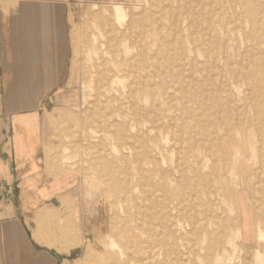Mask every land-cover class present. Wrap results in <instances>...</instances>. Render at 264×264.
<instances>
[{
  "label": "rangeland",
  "instance_id": "374dc122",
  "mask_svg": "<svg viewBox=\"0 0 264 264\" xmlns=\"http://www.w3.org/2000/svg\"><path fill=\"white\" fill-rule=\"evenodd\" d=\"M100 1L103 0H0V5L3 12H17L20 3L30 2L57 4L60 7L61 14H59L58 22L59 25L61 24L63 55L67 59L65 83L60 86H66L73 94L74 92L80 94L81 89L85 98L80 99L76 96L73 101H70L67 97L63 105H55L44 110L42 142L45 172L54 179L70 175L72 180L78 181L85 176L92 175L95 181V190L98 191L97 193L101 195L102 199L99 204L105 205L104 210H107L116 199L124 197L120 189L129 187V174H134L137 166L134 155L137 153L141 156L144 152L140 139L149 145L156 142H163L167 145L171 139V134L167 129L147 131L146 128H149L150 124L142 128L129 120V115L123 113L124 110L120 107L117 98L118 92L123 90L124 86L134 78V74H129L132 69L136 68V71L143 75L146 74L145 76L153 80L157 63L164 66L166 64L173 66L176 63V61L171 62L166 54L171 53L172 49L180 52L179 41H183L186 46H191V44L188 43V33H177L170 28L172 20L170 0H162L166 3L165 5L161 0H121L119 3H101ZM243 5L245 9L254 7V10L261 12L262 15L259 14L254 18L255 24L264 23L262 18L264 16V0H247ZM211 6L214 7V3ZM166 7L168 9L165 11ZM218 7L221 21L224 22L225 34H218L217 38L212 40V46L226 51L229 62L233 63V66L234 62L239 63L237 67L241 66L244 71L250 73L253 80L249 81L247 78L240 80L239 93L235 94L233 89L235 79L232 76H226L224 83L221 78L215 79V83L224 89L219 93V99L228 101L227 103H231L233 106L237 105L239 108L238 118L234 114L231 115L233 120L229 119L226 113L219 112L220 116L225 118L224 124L228 121H236L240 124L250 125V130L248 135L244 133L241 136H236L235 142L230 144L238 146L241 150V163L236 170V172H241V176L224 173L223 182H226L224 191L211 196L209 200L213 212L224 215L225 213L219 206L226 208L225 194L228 193L229 196H234L237 199L242 198L248 208L249 215L255 220L259 230L258 241L264 244V208L262 207L264 201V119L263 125L260 127L261 131L257 130L260 118H264V68L262 69L264 67V51H262L264 50V34L255 30L257 27L249 22H245L241 26L230 9V7H234L236 11L240 10L238 0H220ZM131 37L132 39H130ZM123 38L129 40V52H125L120 46V41ZM133 39L134 41H132ZM216 62L222 72L228 71L220 57ZM148 66L149 68H147ZM115 75L118 78H123V83L120 79L121 84L114 83L112 93L103 95L101 98L98 97L97 91H95L97 79H106ZM168 79L169 77H165V80ZM210 83L204 84L208 87ZM197 86H203V83H197ZM114 98H117L118 101L114 102ZM192 106H195L197 111H204L199 108L200 105H197L196 101H193ZM210 115H213V112L204 113V116ZM119 133L123 135V140H119ZM167 136L168 138H166ZM164 140L167 142L165 143ZM170 155V153L164 152L162 156L153 157L154 166L147 163L144 166L147 169L156 168L160 164L166 167L172 160V155ZM207 164L211 167L212 161ZM89 166L94 169L93 174H91ZM222 166L224 167V165ZM209 171L210 168H206L204 173ZM210 178L213 182L217 176L212 175ZM235 180L240 182L236 183ZM51 181L52 179L48 180L47 184ZM208 185L212 190L213 186H216L214 183ZM43 187L37 189L36 202L44 203L36 207L32 218L34 222L37 218V211L41 209L49 211V213L53 212L52 215L57 219L58 216L64 217V212L70 213L75 207H80L81 200L75 199L73 193L69 194V190L64 194H59L58 189L53 191L51 188ZM145 192H149V187L139 188L135 194L137 198L129 201V204L136 202L145 211L154 214L144 230L151 232L155 242L159 239L167 247L171 248L176 243L169 255L158 256L154 260L155 264H213L216 260L214 256H217V253L212 250L211 254H207L205 251L195 249V245L193 246L187 240V235L178 226H171L169 222L165 223L159 211L148 205V202L142 198V194ZM66 196L68 202L65 201ZM70 198H74L77 202H74V199L73 201L69 200ZM45 199H48L47 202L44 201ZM160 199L158 197V201ZM94 205L98 206L97 203ZM94 208L95 206L91 205L89 209L92 219L95 215ZM227 215L234 218L235 212H227ZM104 217L109 224L108 210ZM215 221L217 223L213 222L206 228L212 236L204 237L202 246L205 248L219 240V245L222 244L219 250H230L232 246L229 242L230 239H233L235 231L228 226H223L218 220ZM66 222V220L60 221L59 226L62 227L58 226L59 228L56 229L52 228V225L51 227L40 226L38 228L35 223L34 236L36 240L46 238L47 234L50 236L53 234L55 236L53 238L54 245L58 248L72 240H81L79 228L74 226L69 228L70 225L68 226ZM61 228L71 232L68 233L70 238L67 234L68 238H66L64 233L66 231ZM52 230H55L54 233ZM236 240L238 249L243 250L248 247L251 249L252 242L242 238ZM63 254L69 258L67 261L69 264H85V260L82 259L84 249L79 245L72 247L69 254ZM235 264H243V259L235 261ZM252 264L254 263L252 262Z\"/></svg>",
  "mask_w": 264,
  "mask_h": 264
},
{
  "label": "bare ground",
  "instance_id": "6f19581e",
  "mask_svg": "<svg viewBox=\"0 0 264 264\" xmlns=\"http://www.w3.org/2000/svg\"><path fill=\"white\" fill-rule=\"evenodd\" d=\"M103 2L119 3L121 0H107L101 3ZM246 2L247 0H238L239 11H236L234 7H230V9L241 26L243 23L249 22L257 27L255 30L264 34V23L255 24L254 20L259 14L262 15L261 12L254 10V7L245 9L243 4ZM169 3L172 8L170 28L177 33H188V43L191 46H186L183 41H179L180 52L172 49L171 53L166 54L171 62L176 61V63L173 66L157 63L153 80L145 76L146 74L143 75L136 71V68L132 69L129 74H134V78L124 86L123 90L118 92L117 98L121 109L124 110L123 113L129 115V120L133 121L135 125L143 128L150 124V127L146 128L147 131L167 129L171 134L170 141H165L167 136L164 138L167 145L163 142L149 145L140 139L143 155L139 156L135 153L137 166L135 173L129 174V187L120 189L124 197L116 199L107 209L110 216L109 224L104 217L107 211L104 210L106 206L99 204L102 199L101 195L97 193L98 191L95 190V181L92 175L85 176L80 181L72 180L70 175L61 176L58 179L52 178L53 191L58 189L59 194H64L69 190V194L71 192L74 194L72 196L76 197L75 199L81 200L80 207H75L70 213L64 212V217L58 216L57 219L52 215L53 212L50 214L49 211L41 209L37 212L35 223L40 225L44 222L46 226L51 227L52 225V228L56 229L61 226H59L60 221L66 220V224L70 225L69 228L73 226L79 228L82 239L72 240L75 242L65 243L66 245L61 248L54 245L53 238L55 236L53 234L50 236L46 233V238L43 241L41 239L38 241L66 254L70 253L72 247L79 245L84 249L82 259L85 260V264H155L154 260L158 256H168L169 252L175 248L176 243L170 248L159 239L155 242L151 232L144 230L154 214L148 213L136 202L129 204V201L137 198L135 194L139 188L149 187V192L143 193L142 198L148 202L150 207H155L159 211L163 217L161 219L165 220V223L169 222L171 226H178L187 235V240L193 246L195 245V249L205 251L207 254H211V251L214 250L217 256H214L216 260L213 264H235V261L240 259H243V264H252V262L262 264L264 262V244L258 241L259 230L255 220L249 215L243 199L229 196L228 193L225 194L226 208L219 206L225 213L224 215L213 212L209 200L211 196L224 191L226 183L223 182L224 173L241 176L240 171L236 172L241 163V150L238 146L230 144L235 142L236 136H241L244 133L248 135L250 130V125L240 124L236 121V123L228 121L224 124L225 118L221 117L219 112L226 113L229 119L233 120L231 115L234 114L238 118L239 108L237 105L233 106L231 103H227L228 101L219 99V93L224 89L215 83V79L221 78L224 83L226 76H232L235 79L234 93L238 94L241 87L240 80L247 78L252 81V75L244 71L241 66L237 67L239 63L234 62L233 66V63L229 62L226 51L212 46V40L217 38L218 34H225L224 22L221 21V14L218 13L220 0H170ZM213 3L214 7L211 6ZM167 9L166 7L165 11ZM163 16L165 17V15ZM262 18L264 19V16ZM120 46L125 52H129L130 46L127 38L120 41ZM219 57L226 64L227 72H222L221 67L217 64L216 60ZM165 77H169V79L165 80ZM123 80L116 75L106 79H97L95 91H97L98 97L101 98L103 95L112 93L114 83H120V81L123 83ZM206 82H211L208 87L204 84ZM197 83H203V86H197ZM70 94L72 99L76 96L80 99L85 98L81 89L80 94L77 92ZM117 98H114L113 101H118ZM193 101H196L197 105H200L199 108L204 111H197L195 106H192ZM205 112H213V115L204 116ZM263 119L261 117L259 120L258 132L261 131ZM116 124L121 125L120 123ZM118 136L119 140L124 139L121 133ZM164 152L172 155V160L166 167L160 164L156 168H145V163L154 166L153 157L162 156ZM209 161H212L211 167L207 164ZM206 168H210V171L204 173ZM89 169L93 174L94 169L91 166ZM259 173L261 172L259 171ZM212 175L217 176L213 182L210 178ZM209 182L216 185L213 186V190L210 189ZM235 182L239 183L240 181L235 180ZM256 184L258 185L257 182ZM67 196L66 202H68ZM158 197L161 198L159 201ZM96 203L98 206L94 205ZM91 205L95 206L94 219L90 216ZM262 205L264 208V201ZM231 211L235 212L234 218L227 215V212ZM215 220L235 231L233 239H230L229 242L232 246L230 250H219L222 246V244L219 245V240L205 248L202 246L204 237L212 236L206 228L213 222L217 223ZM186 224L189 226L188 229ZM54 231L52 230V233ZM64 233L70 238V234H68L71 233L70 231L67 230ZM67 235L66 238H68ZM239 238L252 242L251 249L249 247L243 250L238 249L236 239ZM247 254L250 256H246Z\"/></svg>",
  "mask_w": 264,
  "mask_h": 264
},
{
  "label": "crops",
  "instance_id": "0c3cea01",
  "mask_svg": "<svg viewBox=\"0 0 264 264\" xmlns=\"http://www.w3.org/2000/svg\"><path fill=\"white\" fill-rule=\"evenodd\" d=\"M59 14L57 4L20 3L17 12L0 5V264H69L65 254L36 240L32 219L44 203L36 202L37 189L53 190L45 172L43 112L74 99L60 86L67 59Z\"/></svg>",
  "mask_w": 264,
  "mask_h": 264
}]
</instances>
